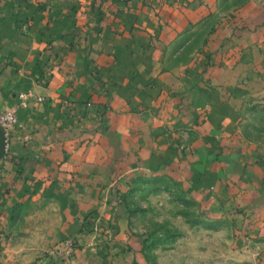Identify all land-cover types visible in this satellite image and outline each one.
Segmentation results:
<instances>
[{"label":"crops","instance_id":"obj_1","mask_svg":"<svg viewBox=\"0 0 264 264\" xmlns=\"http://www.w3.org/2000/svg\"><path fill=\"white\" fill-rule=\"evenodd\" d=\"M218 4L0 0V109L29 94L30 133L0 158V264H148L125 199L154 176L243 206L264 249V145L240 129L264 105V0L200 37Z\"/></svg>","mask_w":264,"mask_h":264},{"label":"rangeland","instance_id":"obj_2","mask_svg":"<svg viewBox=\"0 0 264 264\" xmlns=\"http://www.w3.org/2000/svg\"><path fill=\"white\" fill-rule=\"evenodd\" d=\"M242 2L219 0V8L209 13L198 35L206 38L215 24L233 16ZM261 104L253 103L240 126L244 141L258 146L264 145ZM127 190L129 225L141 238L148 264H264L261 237L253 232L251 236V227L246 226L249 222L238 217L243 206L211 208L187 197L178 180L164 176L138 179ZM230 210L235 217L225 215ZM212 212L222 213L213 216Z\"/></svg>","mask_w":264,"mask_h":264},{"label":"built area","instance_id":"obj_3","mask_svg":"<svg viewBox=\"0 0 264 264\" xmlns=\"http://www.w3.org/2000/svg\"><path fill=\"white\" fill-rule=\"evenodd\" d=\"M29 94H20V101L15 105L7 109H0V128L3 130L6 146L12 138L17 135L22 140L30 139V133L27 132L25 126L18 119V110L21 106L26 105V99ZM37 100H42L38 97ZM74 248L73 238H66L63 240L61 248H57L53 251V254L59 256H69Z\"/></svg>","mask_w":264,"mask_h":264},{"label":"water","instance_id":"obj_4","mask_svg":"<svg viewBox=\"0 0 264 264\" xmlns=\"http://www.w3.org/2000/svg\"><path fill=\"white\" fill-rule=\"evenodd\" d=\"M5 147H6L5 137L3 134V130L0 128V158L5 154Z\"/></svg>","mask_w":264,"mask_h":264},{"label":"trees","instance_id":"obj_5","mask_svg":"<svg viewBox=\"0 0 264 264\" xmlns=\"http://www.w3.org/2000/svg\"><path fill=\"white\" fill-rule=\"evenodd\" d=\"M142 249H143V247H142Z\"/></svg>","mask_w":264,"mask_h":264}]
</instances>
